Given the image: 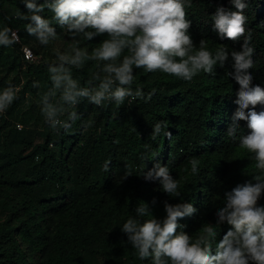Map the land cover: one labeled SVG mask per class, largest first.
<instances>
[{
  "label": "trees",
  "instance_id": "obj_1",
  "mask_svg": "<svg viewBox=\"0 0 264 264\" xmlns=\"http://www.w3.org/2000/svg\"><path fill=\"white\" fill-rule=\"evenodd\" d=\"M245 2L243 14L254 48V67L248 72L252 85L264 88V0ZM219 7L236 10L231 0H191L186 11L193 44L198 47L205 39L212 50L224 45L229 53L240 51L243 37L221 39L213 29L211 17ZM17 9L27 14L20 0H0V28L17 31L20 44L26 45L35 37L24 29L29 21L17 19ZM41 15L52 20L48 10ZM51 26L70 38L55 20ZM107 38L105 33L79 39L82 47ZM52 62L27 63L18 45L0 47V91L9 86L17 90L16 99L0 114V264H151V258H137L121 231L130 215L141 223L149 218L136 216L141 202L158 220L166 217L165 203L192 204L196 211L178 220L177 234L195 238L204 225H211L218 243L231 228L226 221L218 223L224 194L238 184L254 182L256 172L255 165H235L246 151L238 139L249 132L246 121L238 122L236 139L227 136L238 110L239 90L226 75L233 71L231 55L223 67L216 66L215 75L201 72L191 81L135 69L132 87L141 88L143 98L102 106L82 100L75 108L80 118L67 130L51 128L41 113L40 98L51 86L47 66ZM97 63L87 61L83 68L73 69L74 78L86 86L99 70ZM34 82L39 87H33ZM255 110L264 111V105ZM157 122L162 130L153 138ZM192 158L199 161V172H191L180 184L177 197L163 192L158 180L143 178L156 163L168 166L174 179L182 178L191 170ZM257 205L264 206V193Z\"/></svg>",
  "mask_w": 264,
  "mask_h": 264
},
{
  "label": "clouds",
  "instance_id": "obj_2",
  "mask_svg": "<svg viewBox=\"0 0 264 264\" xmlns=\"http://www.w3.org/2000/svg\"><path fill=\"white\" fill-rule=\"evenodd\" d=\"M27 14L17 9V19L29 21L24 25L29 36L41 46H47L58 35L52 20L65 29L71 38L70 50L56 52V60L47 66L51 86L40 98L41 113L53 129H69L70 122L80 117L75 108L82 100L102 106L105 103L122 105L126 99L143 98L141 88L133 89L135 69L146 72H162L185 81H191L201 72L215 75L217 65L223 67L231 55L233 71L226 73L239 90L235 103L238 110L227 130V136L237 138L239 121H246L249 130L241 135L239 147L252 154L255 162L254 182L236 185L224 194L225 206L217 212L218 223L227 222L230 230L215 243L216 229L204 225L195 238L183 232L177 234L178 220L192 215L196 209L190 203L164 204L166 217L153 218L147 205L141 202L135 209L137 217L130 215L122 224L121 231L141 261L151 258V264H264V206L257 202L264 193V111H256L264 105V88L252 85L254 67L251 34L246 28L247 8L245 0H231L235 11L223 7L216 9L211 17L213 29L221 39L240 40V51H231L224 45L209 48V42L201 39L199 46L193 44L189 34L190 21L186 9L191 0H20ZM48 10L52 20L41 13ZM107 34L95 48L81 47L80 37L91 40L94 36ZM247 33V34H246ZM17 31L4 26L0 28V47L11 48L20 43ZM31 55L30 49L23 47ZM127 52V54H125ZM87 61H95L98 71L93 72L87 85L74 78L73 69H81ZM33 87H39L38 82ZM17 97L11 86L0 91V114L4 113ZM245 110H248L247 112ZM162 130L157 122L153 138ZM170 136L171 133H165ZM191 172L198 174L199 161H189ZM107 170V165H106ZM128 172L126 176H130ZM146 181L158 180L163 192L177 197L180 184L170 175L168 166L156 163L143 174ZM215 244V254H212Z\"/></svg>",
  "mask_w": 264,
  "mask_h": 264
},
{
  "label": "rangeland",
  "instance_id": "obj_3",
  "mask_svg": "<svg viewBox=\"0 0 264 264\" xmlns=\"http://www.w3.org/2000/svg\"><path fill=\"white\" fill-rule=\"evenodd\" d=\"M56 33L58 35V38L56 40L51 41L49 43V45H47V46L39 45L38 42L35 40V38H32V37L28 38V44H26V45H28L31 48L33 53H34L35 50L36 51L38 50V53H39L37 56L34 55V60H33L34 63L38 62V61H41V60H54L55 61L56 60V52L57 51H59L61 53L68 52V50L67 51L65 50V47L66 46H70L71 38L67 39L63 35V32L61 34H59L58 32H56ZM99 44H97V45L92 44L91 46H89V44L87 43L86 45H84L82 47H87L88 46L89 47L88 48L89 51H91V49L95 48ZM80 45H82V39H80ZM27 100H29V99H26L25 101H23L22 107L25 106V102ZM18 125L21 126L20 124H18ZM251 156H252V154L247 153L246 151L243 152L242 154L239 155L238 161L236 162L235 165L237 167H239L240 164L242 166L243 165L244 166L255 165V162H254V160H252ZM234 169H235V167L232 168L231 172H234ZM191 176H192L191 170L188 169L185 172V176L182 177V178H178L177 180L179 181V184H181L183 181L189 180ZM0 217H3V216L0 215Z\"/></svg>",
  "mask_w": 264,
  "mask_h": 264
},
{
  "label": "built area",
  "instance_id": "obj_4",
  "mask_svg": "<svg viewBox=\"0 0 264 264\" xmlns=\"http://www.w3.org/2000/svg\"><path fill=\"white\" fill-rule=\"evenodd\" d=\"M15 31V30H14ZM18 45V48H19V52H20V56L22 58L23 61L27 62V63H30L34 60V55L32 53V50L26 46V45H21L20 43L19 44H16ZM23 47H27L28 49H30V52H31V55H29L28 53L24 52L22 49ZM129 100V99H128ZM19 129V127H18Z\"/></svg>",
  "mask_w": 264,
  "mask_h": 264
}]
</instances>
